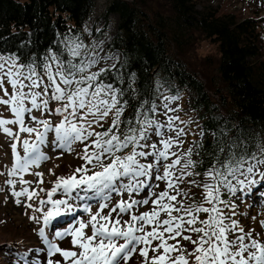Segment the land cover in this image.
Listing matches in <instances>:
<instances>
[{
    "label": "snow or ice",
    "instance_id": "snow-or-ice-1",
    "mask_svg": "<svg viewBox=\"0 0 264 264\" xmlns=\"http://www.w3.org/2000/svg\"><path fill=\"white\" fill-rule=\"evenodd\" d=\"M83 47L82 42L68 38V58L60 50L26 64L15 55H0V106L11 113V118L0 113V132L13 141V163L5 165V183L17 205L21 197L38 199L39 206L27 203L26 207L42 213L30 219L38 223L42 219L43 224L37 235L44 247L14 250L15 264H128L134 256L138 264H264V240L259 233L254 237V230L245 232L232 219L237 214L235 203L222 199V190L250 196L254 188L264 186V143L219 141L212 163L201 175L195 169L203 167V159H193L192 146L184 148L190 130L176 123L179 116L167 115L179 109L164 104L166 111L159 114L167 120L161 121L155 118L158 106L142 101L131 116L124 117L128 106L124 91L105 82L108 69L91 71L100 58H82ZM34 111L42 117H59V122L38 118ZM181 123L186 126L190 121ZM21 134L29 138L21 139ZM76 144L83 145L77 156L84 163L72 175L48 181L50 189L40 187L44 173L32 169L50 159L42 146L71 153ZM192 144L200 147L195 141ZM26 174L39 177L35 188L24 179ZM17 184L22 185L20 190ZM191 187L202 189L199 197ZM80 191L93 195L81 196ZM40 193L46 198H40ZM57 193L59 198L54 199ZM113 193L120 197L115 203ZM260 195L264 198V192ZM89 199L96 201L95 213L86 202ZM77 200L85 203L78 205ZM46 205L50 206L47 211ZM145 207L148 210L141 211ZM78 209L87 219L77 217ZM65 215H71L74 223L46 231L53 220ZM260 223L264 228V221ZM68 237L75 250L58 243ZM33 252L36 255L30 258Z\"/></svg>",
    "mask_w": 264,
    "mask_h": 264
},
{
    "label": "trees",
    "instance_id": "trees-1",
    "mask_svg": "<svg viewBox=\"0 0 264 264\" xmlns=\"http://www.w3.org/2000/svg\"><path fill=\"white\" fill-rule=\"evenodd\" d=\"M165 1L166 12L151 14L142 0L106 1L105 13L117 15L107 46L119 56L104 67L105 82L124 91L123 99L128 101L124 117L131 116L142 101H153L154 74L159 73L164 82H175V90L187 88L188 104L198 114L203 133L196 142L200 147H193V159L204 161L195 169L201 173L212 163L219 141L264 143V22L260 17L220 13L216 6L198 0ZM94 2L0 0V54L15 55L25 64L60 50L68 58L67 40L83 35L82 24ZM194 32L216 44L219 88L204 83L179 58ZM169 90L175 91L171 86Z\"/></svg>",
    "mask_w": 264,
    "mask_h": 264
},
{
    "label": "rangeland",
    "instance_id": "rangeland-1",
    "mask_svg": "<svg viewBox=\"0 0 264 264\" xmlns=\"http://www.w3.org/2000/svg\"><path fill=\"white\" fill-rule=\"evenodd\" d=\"M106 1L107 0H95L89 15L82 24L83 35L79 38H73L77 42H82L84 45V47L81 49L82 58L87 59L92 56H98L100 58L99 64L92 68L91 71H97L99 68L110 66L119 56V53L116 49H111L107 46L108 41L116 30L117 15L114 12L105 13ZM142 2L144 3V8L148 14H151L155 10L166 12L167 2L165 0H142ZM198 2L216 6L218 12L220 13L232 12L237 17H260L264 22V0H198ZM217 56L218 52L216 44L211 42L208 38H203L201 35H198L194 32L192 41L184 47L179 58L185 66L197 71L200 77H202L204 83L207 84L209 81L211 84L219 88L221 86L219 84L215 69ZM106 57H111V59H105ZM153 80L155 82L156 88L154 98L151 103L154 102L158 106L155 118L161 121L167 120V116L159 114L166 111V109L163 108L164 104H168V106L172 109H179V111L168 112L167 115L179 116L182 121H190V123H188L186 126L185 124L181 123L180 119L176 121V123L180 127H184L186 131L190 130V134L185 138L186 142L184 148L186 149L189 146L194 147L195 145H193L192 142H197L203 137V135H201L202 130L200 118L188 104L189 99L187 88L181 87L175 90V82L162 81L161 75L159 73L154 74ZM5 86L8 87L7 84ZM169 86H171L175 91L169 90ZM9 92H11L10 87ZM0 95H2V93H0ZM173 96L178 98L171 101L166 99V97ZM0 113H2L5 118H11V113L8 112L5 106H0ZM32 114L38 118H48L52 120L53 123H58L60 119L59 117H49L47 114H44L42 117L41 112L39 111H34ZM110 121L111 119L109 118L108 122L105 123L104 126L107 127ZM10 127H13L15 131V126ZM96 130L102 131L100 128H97ZM49 137L50 139L53 138V134L50 133ZM24 138L29 137L27 134H21V139ZM31 139H34V134ZM11 141L12 140L10 138L0 132V172H5V175H0V259L2 258L3 260L5 258L3 260L5 264H15L12 263L13 260H16V257L13 255L14 250H27L29 248H34V243H40V238L36 242L35 240H37V232L39 228L43 226L42 219L39 223L30 219V217L33 215L40 218L42 217V213L33 212L31 208L26 207L27 203H32L34 207L39 206L38 199L27 201L25 197H21V204L17 205L15 203V198L11 195L10 186L5 183V181L8 179L5 165L11 167L13 163L9 146ZM73 147L76 149V151L69 153L62 152L60 149H53L51 145L42 146V150L50 157V159L46 162H43L39 168L32 169L33 172L44 173L43 178L45 182L40 185V187L50 189L52 185L49 184L48 181H54L58 176L72 175L74 169L84 163V161L79 159L77 156V153H82L83 145L76 144ZM19 150L21 151V154H23L22 149ZM105 162L107 163V161ZM49 170L54 172L55 175L50 174ZM203 172L204 171L201 172V175ZM200 178L201 177H191L188 179L199 180ZM24 179L32 181L33 183L30 185V188H35L36 181L39 179V177L26 174ZM241 179L244 178L241 177ZM257 179H259V177H257ZM159 183L160 187H162L161 189H163L164 184L162 182ZM21 187L22 185L17 184L16 190H20ZM182 187H184V185H182ZM158 190L159 189H157V191ZM191 191L193 194L199 197L202 189L191 187ZM222 191V199L228 200L229 202H234L236 205L234 211L237 214L232 216V219L238 220L240 226L244 228L245 232L254 230L253 236L255 237L256 234L259 233L260 238L264 240V228L261 227L260 223V221H264V198H262L260 195L262 192H264V186L254 188L250 196L244 195L240 191H237L236 195H231L224 190ZM245 191H247V189H245ZM80 192L84 193L83 191ZM73 195H75V193ZM113 195V203H115L120 199V197L116 194ZM40 198H46L44 193H40ZM55 198H59V193H57V196L54 197V199ZM125 199H127L126 195ZM92 203H95V205H92V211L95 213L97 210L96 201L93 200ZM78 205H83V203H79ZM48 207L50 206L46 205L44 210L47 211ZM145 210H148V208L145 207L141 209V211ZM225 212L229 213V209H225ZM78 213V218L82 217L87 219V214L82 213L80 209L78 210ZM68 216L69 215H65L53 220L48 230H51L56 225L60 226L63 220L68 219ZM203 218L204 214L201 215V219ZM85 231L88 235L91 234L90 229H86ZM26 233H29L31 236L27 237ZM195 238L196 236L193 235V239ZM68 239H70V237L66 238L64 241H68ZM189 247L191 246L189 245ZM33 253H31V255L35 256V253ZM40 255L41 256H39V258L43 260L42 253ZM149 255H151V252ZM132 263L138 264L136 256L128 261V264Z\"/></svg>",
    "mask_w": 264,
    "mask_h": 264
},
{
    "label": "bare ground",
    "instance_id": "bare-ground-1",
    "mask_svg": "<svg viewBox=\"0 0 264 264\" xmlns=\"http://www.w3.org/2000/svg\"><path fill=\"white\" fill-rule=\"evenodd\" d=\"M180 121H182L181 119H180ZM159 183V182H158ZM160 188H162V187H160ZM160 190V189H159ZM158 190V191H159ZM26 236L27 237H30L31 235L29 234V233H26ZM264 237V236H263ZM260 239H262V238H260ZM263 240V239H262ZM40 243H41V240H40ZM40 243H34V246H36V248H40ZM64 245V248L65 249H74V246L71 244V237H70V239H68V241H63V244H62V246ZM36 254V253H35ZM41 256V255H40ZM44 257V256H43ZM5 259V258H4ZM3 259V260H4ZM1 260V264H3L4 263V261L2 260V258L0 259ZM5 264V263H4ZM132 264H134V263H132Z\"/></svg>",
    "mask_w": 264,
    "mask_h": 264
}]
</instances>
